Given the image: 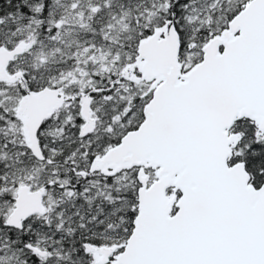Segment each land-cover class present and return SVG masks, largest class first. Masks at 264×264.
Here are the masks:
<instances>
[{
    "label": "snow or ice",
    "instance_id": "snow-or-ice-1",
    "mask_svg": "<svg viewBox=\"0 0 264 264\" xmlns=\"http://www.w3.org/2000/svg\"><path fill=\"white\" fill-rule=\"evenodd\" d=\"M0 264H264V0H0Z\"/></svg>",
    "mask_w": 264,
    "mask_h": 264
}]
</instances>
